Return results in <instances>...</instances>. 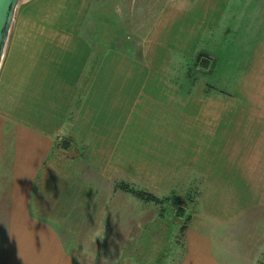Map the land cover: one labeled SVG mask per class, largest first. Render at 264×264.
<instances>
[{"label":"crops","instance_id":"obj_1","mask_svg":"<svg viewBox=\"0 0 264 264\" xmlns=\"http://www.w3.org/2000/svg\"><path fill=\"white\" fill-rule=\"evenodd\" d=\"M23 2L0 67V138L21 149L18 176L36 179L38 215L57 214L59 176L46 194L41 178L58 140L70 137L75 158L86 147L106 176L142 164L157 192L198 189L204 224L191 238L189 264H261L264 242L256 238L264 235L249 237L246 227L264 207V180L248 173L251 155L231 132L230 107L198 96L183 101L169 77L172 53L196 54L219 22L222 0H167L141 40V57L109 48L90 73L93 47L81 29L94 0Z\"/></svg>","mask_w":264,"mask_h":264},{"label":"rangeland","instance_id":"obj_2","mask_svg":"<svg viewBox=\"0 0 264 264\" xmlns=\"http://www.w3.org/2000/svg\"><path fill=\"white\" fill-rule=\"evenodd\" d=\"M166 2L94 0L81 29L93 47L88 73L109 48L141 57V40ZM218 3L219 22L195 55L172 53L169 77L183 101L198 96L230 107L225 117L231 132L239 131L251 155L248 173L254 176L257 170L264 180V0ZM17 149L8 137L0 138V264H189L191 238L204 224L196 216L197 188L157 192L146 183L142 164L134 172L106 176L88 160L86 147L79 146L81 158L73 148L63 154L56 149L41 188L46 194L57 174L63 194L57 214L40 217L42 211L32 206L36 179L18 176L22 153ZM184 177L189 183V173ZM247 220L249 237L251 231L264 235V207ZM55 250H63L64 257H54ZM259 262L264 264V253Z\"/></svg>","mask_w":264,"mask_h":264},{"label":"water","instance_id":"obj_3","mask_svg":"<svg viewBox=\"0 0 264 264\" xmlns=\"http://www.w3.org/2000/svg\"><path fill=\"white\" fill-rule=\"evenodd\" d=\"M20 0H0V67Z\"/></svg>","mask_w":264,"mask_h":264},{"label":"trees","instance_id":"obj_4","mask_svg":"<svg viewBox=\"0 0 264 264\" xmlns=\"http://www.w3.org/2000/svg\"><path fill=\"white\" fill-rule=\"evenodd\" d=\"M70 148H73L74 150H76V147L73 145V140L70 137H68V139H66V142L64 143L57 142L54 150L57 149L59 150V152L61 151V153L63 154V153L70 151L71 150ZM133 193L135 194L136 192H133ZM136 195L148 201L150 200L158 201L157 198H155L153 195L146 193V192H137Z\"/></svg>","mask_w":264,"mask_h":264}]
</instances>
